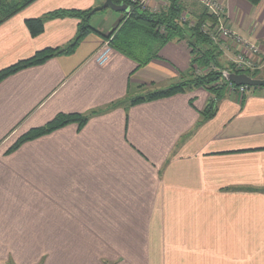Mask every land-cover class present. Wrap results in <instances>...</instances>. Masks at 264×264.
Here are the masks:
<instances>
[{"label": "crops", "instance_id": "crops-1", "mask_svg": "<svg viewBox=\"0 0 264 264\" xmlns=\"http://www.w3.org/2000/svg\"><path fill=\"white\" fill-rule=\"evenodd\" d=\"M217 1L228 26L264 48V0ZM103 2L35 0L9 17L0 70L65 45L79 22L50 19L33 37L25 20ZM156 3L165 8L148 0ZM111 11L98 26L92 16L96 32L73 53L0 82V264H264L263 89L230 90L202 124L210 94L198 88L118 106L5 153L59 113L164 89L187 71L184 41L143 66L109 47L101 35L121 18Z\"/></svg>", "mask_w": 264, "mask_h": 264}, {"label": "trees", "instance_id": "trees-1", "mask_svg": "<svg viewBox=\"0 0 264 264\" xmlns=\"http://www.w3.org/2000/svg\"><path fill=\"white\" fill-rule=\"evenodd\" d=\"M34 1L35 0H0V24ZM111 1L116 5L125 4L129 9L127 13H124V17L121 18L110 33L101 35L112 49L129 57L135 61L138 66H143L151 59L157 57L158 50L169 41H184L192 56L191 65L196 64L200 68H208V66L213 65L215 70L208 69L202 75H194L192 72L189 74V77L185 78V76H183L182 79L170 84L164 89L149 91L141 95H130L114 101L102 109L91 110L85 114L59 113L44 125L31 128L20 135L6 150V154L13 152L27 141L49 134L66 125L77 124L80 129L92 116L102 114L118 106L129 107L140 102L151 101L177 93H185L198 88L210 94V99L206 103L204 109L199 112L200 120L198 124H202L215 115L218 102L228 91L236 88L235 85L226 81L220 73V71L225 70L219 60L221 52L209 35V32L217 23L218 17L209 12L205 6L200 5L198 8L196 6L191 11L190 19L182 21L180 16L185 6L182 5L181 0H168L165 8L158 12H153L144 8L137 0ZM246 1L256 6L261 0ZM98 10L99 8L87 10L58 9L48 12L41 17L25 20V25L30 35L33 37L42 32L44 22L50 19L73 17L77 18L79 22L72 40L63 46L45 48L37 51L33 56L19 60L1 69L0 82L22 69L42 64L50 58L59 55L73 53L79 42L87 34L95 31L89 22L91 16ZM232 70L233 69L229 67V72H232ZM235 73H241V71L236 70ZM245 73L253 78H257L259 75L258 71ZM258 88L260 87H254L253 89ZM256 191L264 193V188Z\"/></svg>", "mask_w": 264, "mask_h": 264}, {"label": "rangeland", "instance_id": "rangeland-1", "mask_svg": "<svg viewBox=\"0 0 264 264\" xmlns=\"http://www.w3.org/2000/svg\"><path fill=\"white\" fill-rule=\"evenodd\" d=\"M137 1H139L141 4H142V6L144 7V8H147V9H149L150 11H153V12H158V11H160L159 9H160V7H159V5L160 4H158V3H156V4H154L153 6H150L149 4H148V0H137ZM182 1V0H181ZM164 2V1H163ZM160 3H161V1H160ZM167 3H168V0H165V4H164V7L167 5ZM103 4V3H102ZM102 4L100 5V7H99V10L97 11V13L98 14H96L94 17H93V19L91 20V25H93V26H98L99 24H101L102 22H103V20H104V12L103 11H111V9L110 8H102ZM162 4V3H161ZM219 4H221L222 5V3H219ZM119 5V4H118ZM182 5L183 6H185V9L182 11V13H181V19H182V21L183 20H189L190 19V17H191V11L197 6V8L200 6V5H203V3L202 2H200V0H185V1H182ZM149 6V7H148ZM222 7H223V5H222ZM196 8V9H197ZM223 10H224V7H223ZM129 11V10H128ZM127 11V12H128ZM127 12H125V11H122V12H113V11H111V13H113L112 15H115V16H118V15H121V18H123L124 17V13H127ZM225 13H226V11L224 10V11H221V12H219L218 13V15H220V16H222V18L225 16ZM95 14V13H94ZM93 14V15H94ZM92 15V16H93ZM92 16H91V18H92ZM90 18V19H91ZM121 18H120V20H121ZM218 19H221V18H218ZM120 20H118V22L116 23V25L119 23V21ZM218 21V20H217ZM227 21V20H226ZM192 22V21H191ZM90 23V22H89ZM228 23V22H227ZM111 24V22H107V26H111L110 27V30L112 31L113 30V28L116 26V25H110ZM113 26V27H112ZM110 31V32H111ZM109 32V33H110ZM235 32V31H234ZM236 33V32H235ZM238 34V33H237ZM241 38H243V39H245V40H247V41H250V42H253V41H251V40H249L248 38H245V37H243L242 35H240V34H238ZM169 42H171V41H169ZM168 42V43H169ZM185 43V42H184ZM214 44H216L217 45V48H218V50L221 52V55H220V57H219V60H220V62H221V64L224 66V68H225V70L227 69V71H229V67H231V69H233L232 70V72H235L236 70H239V71H241V73H245V72H259V75H258V77L257 78H261V79H264V56L262 57V62H260L257 66H253L254 68H252L251 67V65L253 64V62H255V59L253 60V62H252V64L251 63H249V62H247L244 58H245V51H246V47L245 46H242V45H240V46H238V44H233L232 45V47H230L229 49L228 48H223L218 42H213ZM254 43V42H253ZM255 45H256V47L260 50H263L264 51V48H263V46H261L260 44H257V43H254ZM166 45V44H165ZM185 45H186V43H185ZM189 49V48H188ZM160 50V49H159ZM260 50V51H261ZM189 67H188V69H187V71L185 72V73H183V74H181L180 75V79H182V77L183 76H185V78H187V77H189V74L190 73H194V75H202L203 73H205L208 69H213V70H215V67L213 66V65H210V66H208V68H200L199 66H197L196 64H193V65H191V60H192V56H191V54H190V50H189ZM261 57V56H260ZM244 59L245 60V62L242 60V59ZM242 61V63H240ZM243 62H244V64H243ZM192 66V67H191ZM184 78V79H185ZM247 88L246 89H248V88H251V89H253L254 87H248V86H246ZM261 89H263L264 90V88H262V87H260ZM259 88V89H260ZM229 92V91H228Z\"/></svg>", "mask_w": 264, "mask_h": 264}, {"label": "built area", "instance_id": "built-area-1", "mask_svg": "<svg viewBox=\"0 0 264 264\" xmlns=\"http://www.w3.org/2000/svg\"><path fill=\"white\" fill-rule=\"evenodd\" d=\"M200 2L203 3V6H205L209 12L215 14L218 18H221V19L217 18L218 21L216 25L209 32L210 37L215 43L218 42L224 49L225 48L229 49L230 47H232L233 44L235 45L238 44V46L240 45L245 46L246 53L244 59L251 64L255 59V62H253V64L251 65L252 68H254L253 66H257L260 62H262L264 51L261 49L260 51L253 42L241 38L228 26L226 17L224 16L222 18V16L218 15L219 12L224 10L222 5L219 4L217 0H200ZM244 59L242 60L245 62ZM240 63H242V61ZM246 88H247L246 86L242 85V86H236V88L232 90H236L237 93H244Z\"/></svg>", "mask_w": 264, "mask_h": 264}, {"label": "water", "instance_id": "water-1", "mask_svg": "<svg viewBox=\"0 0 264 264\" xmlns=\"http://www.w3.org/2000/svg\"><path fill=\"white\" fill-rule=\"evenodd\" d=\"M102 8H110L115 12H127L129 9L125 4L116 5L111 0H104ZM221 75L226 81L230 82L235 86H248V87H262L264 88V79L253 78L246 73H235L226 70L220 71Z\"/></svg>", "mask_w": 264, "mask_h": 264}]
</instances>
